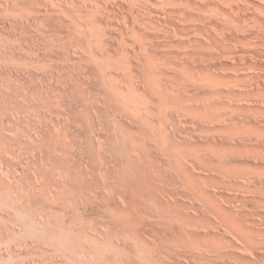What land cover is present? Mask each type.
Here are the masks:
<instances>
[{
	"label": "rangeland",
	"instance_id": "374dc122",
	"mask_svg": "<svg viewBox=\"0 0 264 264\" xmlns=\"http://www.w3.org/2000/svg\"><path fill=\"white\" fill-rule=\"evenodd\" d=\"M0 264H264V0H0Z\"/></svg>",
	"mask_w": 264,
	"mask_h": 264
},
{
	"label": "bare ground",
	"instance_id": "6f19581e",
	"mask_svg": "<svg viewBox=\"0 0 264 264\" xmlns=\"http://www.w3.org/2000/svg\"><path fill=\"white\" fill-rule=\"evenodd\" d=\"M177 155V154H176ZM209 166V165H208Z\"/></svg>",
	"mask_w": 264,
	"mask_h": 264
}]
</instances>
